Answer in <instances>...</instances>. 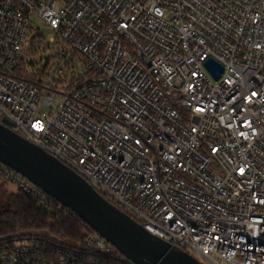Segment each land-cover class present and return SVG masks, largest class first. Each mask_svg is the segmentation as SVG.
Wrapping results in <instances>:
<instances>
[{"label":"built area","instance_id":"built-area-1","mask_svg":"<svg viewBox=\"0 0 264 264\" xmlns=\"http://www.w3.org/2000/svg\"><path fill=\"white\" fill-rule=\"evenodd\" d=\"M5 119L202 264H264V0H0ZM0 264L134 263L96 235L0 240Z\"/></svg>","mask_w":264,"mask_h":264},{"label":"water","instance_id":"water-1","mask_svg":"<svg viewBox=\"0 0 264 264\" xmlns=\"http://www.w3.org/2000/svg\"><path fill=\"white\" fill-rule=\"evenodd\" d=\"M206 66L216 79L221 77L222 66L212 60ZM0 162L77 215L132 263L202 264L150 234L84 178L13 131L7 119L0 124Z\"/></svg>","mask_w":264,"mask_h":264},{"label":"trees","instance_id":"trees-1","mask_svg":"<svg viewBox=\"0 0 264 264\" xmlns=\"http://www.w3.org/2000/svg\"><path fill=\"white\" fill-rule=\"evenodd\" d=\"M101 195L127 213L123 207ZM1 196L4 194L0 188ZM4 199L6 205H0V240L27 238L76 248L84 245L90 237L98 235L77 215L67 208H61L56 200L40 189L32 195L19 188L18 193L5 195Z\"/></svg>","mask_w":264,"mask_h":264},{"label":"rangeland","instance_id":"rangeland-1","mask_svg":"<svg viewBox=\"0 0 264 264\" xmlns=\"http://www.w3.org/2000/svg\"><path fill=\"white\" fill-rule=\"evenodd\" d=\"M39 31V40L40 43L39 45L42 47H48L50 39L55 36V34L41 21H38L36 17L33 19V29L31 30V34L35 31ZM45 58L44 52H38L37 55L34 56V59L36 60V65L35 67L37 69H41L44 66V61L43 59ZM0 188L5 195H11V194H16L18 193V186L10 181L9 179L5 178L4 176L0 177ZM4 196L0 197V205L5 206V199ZM190 255H192L194 258H196L199 261H202L196 254L193 252H190Z\"/></svg>","mask_w":264,"mask_h":264},{"label":"snow or ice","instance_id":"snow-or-ice-1","mask_svg":"<svg viewBox=\"0 0 264 264\" xmlns=\"http://www.w3.org/2000/svg\"><path fill=\"white\" fill-rule=\"evenodd\" d=\"M253 95H255V93H253ZM138 143V142H137Z\"/></svg>","mask_w":264,"mask_h":264}]
</instances>
